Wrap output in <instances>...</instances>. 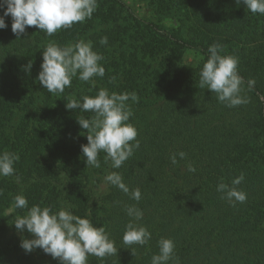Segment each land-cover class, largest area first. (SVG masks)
Segmentation results:
<instances>
[{"label": "trees", "instance_id": "obj_1", "mask_svg": "<svg viewBox=\"0 0 264 264\" xmlns=\"http://www.w3.org/2000/svg\"><path fill=\"white\" fill-rule=\"evenodd\" d=\"M100 1L96 18L105 19L112 8L131 25L130 52L125 61L116 59L109 48L119 35L105 31L108 43L101 55L108 70L96 77L95 87L77 79L78 84L52 94L38 80L47 44H74L89 25L75 23L52 36L28 26L18 38L9 16L7 28L0 30V153L20 156L15 175L0 176V264H61L42 249L26 253L21 247L23 239L34 237L14 226L17 216L27 213L13 207L16 195L29 207L53 212L71 205L74 214L104 227L117 252L103 259L90 255L88 264H151L161 238L175 242L180 264H264V15L236 0H148L157 10L174 11L182 2L191 8L197 29L187 38L140 16L126 0ZM213 44L223 46L221 55L238 58L246 104L228 107L200 88V71ZM189 56L202 61L187 65ZM29 62L30 72L25 71ZM249 80L255 81L251 88ZM101 88L139 97L138 103H127L140 147L119 169L104 152L98 155L99 168H87L81 146L88 144V132L78 117L93 114L66 109L70 99L95 96ZM179 152L186 157L177 155L174 165L170 157ZM189 164L195 172L188 171ZM114 171L130 190H141L139 202L111 184L108 193L103 191L106 172ZM241 174L237 187L247 199L233 206L217 186L231 187ZM131 205L144 213L139 223L152 234L147 245L123 242L130 219L125 207ZM10 230L12 239L4 242Z\"/></svg>", "mask_w": 264, "mask_h": 264}, {"label": "clouds", "instance_id": "obj_2", "mask_svg": "<svg viewBox=\"0 0 264 264\" xmlns=\"http://www.w3.org/2000/svg\"><path fill=\"white\" fill-rule=\"evenodd\" d=\"M243 3L246 9L253 14L264 15V0H236ZM98 7V0H0V30L7 28L6 18L12 19V31L19 38L26 33L28 26H35L48 36H52L61 29H69L75 23H82L91 19ZM101 45L108 43L105 36L99 41ZM223 46L213 44L208 48V59L200 71V88H207L216 94L217 99L228 107H236L248 102L242 96L243 78L239 75L237 57L221 55ZM43 63L38 76L39 83L52 94L63 93L66 87H71L72 79L96 86L95 77H103L105 68L101 64L104 57L93 50L91 41L80 40L74 44L61 46L55 41L47 44L42 52ZM32 63L29 62L25 71L30 72ZM249 88L255 84L254 80L247 81ZM139 102L135 92L109 93L101 88L95 96H82L81 99L72 98L66 103V109H80L82 112L92 113L91 118L78 117L79 125L87 130V145L81 150L86 157L88 167H100L98 155L106 153L105 160H111V167L119 169L134 152L140 147L137 139L138 130L131 124L132 111L127 103ZM135 141V143H131ZM177 155L180 159L186 153L173 154L172 164H177ZM20 156L13 152L0 153V176L15 175V163ZM188 171L195 172L192 165ZM106 184L118 187L130 199L139 202L142 193L139 188L130 190L118 172H111L105 178ZM244 180L241 174L232 180V186L221 182L217 191L224 194L228 202L235 206L236 202L243 203L247 194L238 190V185ZM17 183L20 178L16 177ZM13 207L27 209L23 216H17L14 226L18 232L27 230L33 239H23L21 247L26 253L35 249H42L61 264H88V257L94 255L105 258L117 252L115 242L110 239L104 227H96L90 217L81 218L71 211V205L63 206L53 212L50 207L32 205L29 207L23 195L14 197ZM125 211L130 218L123 235L126 245H147L152 239L151 232L139 223L144 213L135 205L126 206ZM159 253L151 257V264H180L175 256V242L172 239L161 238L158 242ZM134 255V250L132 251Z\"/></svg>", "mask_w": 264, "mask_h": 264}, {"label": "rangeland", "instance_id": "obj_3", "mask_svg": "<svg viewBox=\"0 0 264 264\" xmlns=\"http://www.w3.org/2000/svg\"><path fill=\"white\" fill-rule=\"evenodd\" d=\"M126 1L130 5H132V7L138 12L140 16L145 17L147 20H151L152 22L156 23L161 27L169 28L180 36L190 38L191 36L194 35L196 31L195 28L197 29L196 26L197 22L195 16L191 14V8L190 9L183 8V2L181 4H178L177 8L174 11H167L166 9L157 10L156 7H152L150 5L148 0H126ZM186 1L188 2V0H185V2ZM102 5L103 4L99 0L98 6H102ZM103 7H99V8L103 9ZM107 10H108L107 13H111V14H106L105 11H103V13H105V19L101 18L102 16L100 18H96L97 14L96 12H94L91 19H88L81 23V25H85V24L89 25L90 29L89 32L82 34L80 40L91 41L93 44V50L98 52L99 54H102L105 51L104 48L107 46L101 45L99 41L104 36L105 31H108L109 34H111L112 32L118 34L119 37L114 40L116 41V43L113 44L111 48H109V50L113 49V51L115 52L116 59L119 58L122 61H125L126 56L130 52L127 37L129 35L128 33H130L131 31L130 28L131 25L128 22H126L125 17L119 16L115 10L113 11L112 8H108ZM96 32H98V34L92 35ZM123 33H125V36L123 35ZM130 46H132V44H130ZM201 61L202 58L198 56H189L188 58H186V64L193 67L199 65ZM102 65L103 66L108 65V61L104 62V64ZM105 70H108V68ZM77 79L78 77H74L72 79L71 87H73L75 83L77 84L79 83ZM95 80H97L96 77ZM4 143L6 142L4 141ZM106 173L108 175V172ZM103 191L105 193L109 192L108 184L104 183ZM8 213L9 215L13 214V212L11 211H8ZM11 231L12 230L8 231L9 234L2 236V240L4 242L12 239L13 236L11 235L13 234L11 233Z\"/></svg>", "mask_w": 264, "mask_h": 264}]
</instances>
